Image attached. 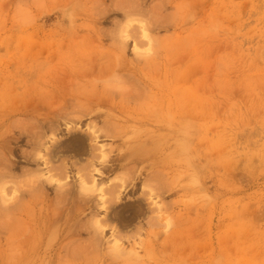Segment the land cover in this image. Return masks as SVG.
Listing matches in <instances>:
<instances>
[{"label":"rangeland","instance_id":"rangeland-1","mask_svg":"<svg viewBox=\"0 0 264 264\" xmlns=\"http://www.w3.org/2000/svg\"><path fill=\"white\" fill-rule=\"evenodd\" d=\"M0 264H264V0H0Z\"/></svg>","mask_w":264,"mask_h":264},{"label":"bare ground","instance_id":"bare-ground-1","mask_svg":"<svg viewBox=\"0 0 264 264\" xmlns=\"http://www.w3.org/2000/svg\"><path fill=\"white\" fill-rule=\"evenodd\" d=\"M129 74H131V73H129ZM137 75V74H136ZM140 80V79H139ZM140 84V83H139ZM134 92L132 93H123L122 94V91H121V95L123 96V99H126V100H131V101H135L134 100V98H133V96L135 95V94H138L137 92H138V87H137V83H136V85L134 84ZM81 91H82V89H80ZM111 90V89H110ZM78 91V90H77ZM125 91V90H124ZM106 92H108L107 91V89H106V91H105V93ZM127 92V91H126ZM129 92V91H128ZM103 93V92H102ZM115 93V92H114ZM108 95L107 96H110V94L109 93H107ZM112 94V93H111ZM92 95H94V94H92ZM92 95H91V97H92ZM71 96V95H70ZM138 96H142V94L141 95H139L138 94ZM79 97V96H78ZM89 97V96H88ZM113 97V96H112ZM121 97V96H120ZM80 98V97H79ZM86 98V97H85ZM109 98V97H108ZM111 98V97H110ZM114 98H116V97H114ZM113 98V99H114ZM146 98V97H145ZM82 99H84V97L83 98H81L80 99V103L78 102V105H71V107L73 108V110H72V113L74 114H80V115H82V116H84V117H89L90 118V120L93 118V119H100V118H104V121H103V129H104V131L102 130V129H98L97 130V132L96 131H93V134H97V133H99L100 132V134H101V136H102V134H104L105 133V135L107 136V138H109L110 137V139L112 138V139H117V138H119V137H121L122 136V133L121 132H123V131H120L121 130V127L119 126V125H117L118 123L117 122H121L120 121V119H119V116L118 115H116V116H118V117H112V116H110V112L112 113H114V112H117V109H116V107L114 106V101L112 102V98L110 99L111 101L110 102H112L113 104H109V99L107 100V101H102L101 99V101L100 100H98L97 101V103L95 102V104H93V105H91L92 103H94L93 101H91V102H81V100ZM93 99H95V98H93ZM138 99H140L139 97H138ZM86 100H88V98L86 99ZM124 101V102H128V101ZM142 100H144V97H143V99ZM149 100V99H148ZM76 101V100H75ZM147 101V100H146ZM146 101L142 104L143 105V107L146 109L147 107H148V102L149 101H147V103H146ZM77 102V101H76ZM75 104V103H74ZM125 105V104H124ZM122 106V107H125V106ZM127 105V104H126ZM155 105H157L156 103H155ZM142 107V106H141ZM121 108V107H120ZM101 109H108V113L107 114H104V116L102 115V114H98V111L99 110H101ZM122 110H123V108H122ZM64 114V112H62V109H58L57 111H55L54 112V117L55 118H59L60 116H62ZM114 116V115H113ZM88 118V119H89ZM133 118V117H132ZM131 118V119H132ZM149 119V118H148ZM127 122H128V120H126ZM149 124V123H148ZM88 128H89V131L91 130V129H93V128H96V126L94 125V124H89L88 125ZM37 128H33V129H31L32 130V132H29L28 131V133H30V136H31V139H33V141H31V142H33V143H35V144H37V143H39V138H40V134L38 133L39 131H35ZM123 130H124V128H123ZM125 131V130H124ZM26 134L27 136H29V134ZM44 135V134H43ZM125 135V134H124ZM29 136V137H30ZM101 136H99L98 138H100ZM105 136V137H106ZM30 139V140H31ZM131 144L132 143H130V146H128V147H126L125 149H124V151L123 150H119V153L117 154V155H115L113 158H111L110 159V161H105L104 163H102V168H103V170L106 172V173H113L114 171H115V168H118V169H126L127 171L128 170H130V171H132V173L133 172H135L136 171V169L138 168V166L139 165H145V164H149V162H151L152 161V158L150 157V156H147L146 154H144V155H139L138 153L141 151V150H139V152L137 151V149H135V148H137V146L134 148V146H132L131 147ZM41 145V144H40ZM145 147V149H146V146H144ZM54 148V147H53ZM142 148V150L144 149L143 147H141ZM141 148H138V149H141ZM144 149V150H145ZM54 152H53V154L52 155H54V157L56 158L57 156H58V154H60V152L59 151H55V150H53ZM147 154H148V152H147ZM63 155V154H62ZM102 156V155H101ZM97 158V157H96ZM106 159V158H105ZM154 163V162H153ZM152 165V164H151ZM150 165V166H151ZM71 168H72V166H71ZM145 167H143V169H144ZM150 168H152V169H150ZM149 169L150 170H152L153 172H151V171H146V172H144V170H146V169H144L143 171H140L139 173V175H138V177H136L135 176V174H134V176L136 177L131 183H126V184H124V185H126L127 186V188H126V190L131 186V190L129 191V193L130 192H133L134 191V188H136V187H138L139 185H147L151 180H157V181H162V179H163V170H157V164H154V165H152L151 167H150ZM140 170H142V168L140 169ZM64 171V170H63ZM63 171H59V173H58V176L59 177H65V175H64V172ZM74 171V170H73ZM129 171V172H130ZM71 172V171H70ZM131 173V174H132ZM66 174V173H65ZM64 175V176H63ZM88 177V176H87ZM86 177V178H87ZM86 178H82L84 181H82V184L84 185V187H85V185H87L86 184ZM60 179V178H59ZM89 179V178H88ZM90 181V180H89ZM92 181V180H91ZM122 182V181H121ZM125 182H127V181H125ZM85 183V184H84ZM119 184H113V187L111 186V189L109 188V190H111V191H109V192H116L117 190H119L118 188H119V186H118ZM110 186V185H109ZM123 186V185H122ZM86 187H88V186H86ZM125 187V186H124ZM103 189V188H102ZM86 190V189H85ZM101 190V189H100ZM151 190V189H150ZM17 191V190H16ZM104 191V190H103ZM106 191V190H105ZM105 191H104V193L103 192H101V193H103L105 196H107L106 195V193H105ZM107 192V191H106ZM164 192V190H163V188L162 187H160V188H158L157 189V194L158 195H156L157 197H160V195H162V193ZM152 193H155V191H153L152 190ZM151 193V194H152ZM101 195V196H103V198H104V195ZM116 194V193H115ZM156 194V193H155ZM154 194V195H155ZM109 195V194H108ZM114 195V194H113ZM152 196H153V194H152ZM55 197H56V199H60V197H61V193L60 192H58V191H56V193H55ZM112 197V196H111ZM116 198V197H115ZM75 198L73 197L72 198V200L70 201V205H74L75 204V200H74ZM86 198H84V199H82L81 200V202H82V204L81 205H83V203H85L86 202ZM105 200V199H104ZM109 201H111L112 199H108ZM115 200V199H114ZM113 200V201H114ZM103 201V200H102ZM160 210H161V208H159ZM157 217H159V216H157ZM159 219V218H158ZM8 224H11V223H8Z\"/></svg>","mask_w":264,"mask_h":264}]
</instances>
